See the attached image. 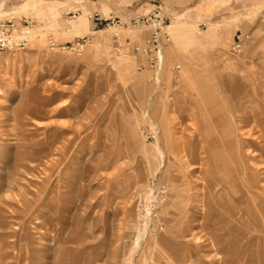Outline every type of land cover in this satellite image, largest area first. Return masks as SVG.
<instances>
[{
	"label": "rangeland",
	"instance_id": "1",
	"mask_svg": "<svg viewBox=\"0 0 264 264\" xmlns=\"http://www.w3.org/2000/svg\"><path fill=\"white\" fill-rule=\"evenodd\" d=\"M1 19L31 28L0 53V264H264V0H0Z\"/></svg>",
	"mask_w": 264,
	"mask_h": 264
},
{
	"label": "built area",
	"instance_id": "2",
	"mask_svg": "<svg viewBox=\"0 0 264 264\" xmlns=\"http://www.w3.org/2000/svg\"><path fill=\"white\" fill-rule=\"evenodd\" d=\"M31 23L25 19H1L0 20V53H8L21 50L27 40L28 31ZM156 48V32L151 28L147 39H145L138 49L139 53L144 54ZM134 50V49H133ZM152 53V54H153Z\"/></svg>",
	"mask_w": 264,
	"mask_h": 264
},
{
	"label": "bare ground",
	"instance_id": "3",
	"mask_svg": "<svg viewBox=\"0 0 264 264\" xmlns=\"http://www.w3.org/2000/svg\"><path fill=\"white\" fill-rule=\"evenodd\" d=\"M27 36H28V35H27ZM169 140H170V139H169ZM216 140H217V139H216ZM171 141H172V139H171ZM217 142H218V140H217ZM168 143H169V141H168ZM189 143H190V142H189ZM191 143H192V142H191ZM218 143H219V142H218ZM185 144H186V143H185ZM227 144H228V143H227ZM171 145H172V142H171ZM177 145H178V144H177ZM190 145H191V144H190ZM172 146H173V145H172ZM193 146H194V145H193ZM196 146H197V145H196ZM219 146H220V145H219ZM188 147H190V146H188ZM188 147H187V148H188ZM174 148H175V147H174ZM191 148H192V149H190V151L193 150V147H191ZM182 149H183V148H182ZM182 149H180V150H181V153H182V151L184 150V149H183V150H182ZM196 149H197V148H196ZM198 149L200 150L201 148H198ZM229 149H230V148H229ZM171 150H172V149H171ZM173 150H174V149H173ZM177 150H178V149H177ZM177 150H176V151H177ZM188 150H189V149L186 150L187 153H190V152H188ZM174 151H175V150H174ZM184 151H185V150H184ZM184 151H183V152H184ZM193 151H194V150H193ZM221 151H222V150H221ZM204 152H205V151H204ZM174 153H175V152H174ZM179 153H180V152H179ZM181 153H180V154H181ZM185 153H186V152H185ZM230 153H231V151H230ZM183 154H184V153H183ZM194 154H195V153H194ZM199 154H200V153H199ZM218 154H219V153H218ZM227 154H229V151H228ZM245 154H246V153H245ZM204 155H205V153H204ZM221 155H222V154H221ZM225 155H226V154H224V156H225ZM180 156H182V155H180ZM180 156H179V157H180ZM184 156H185V155H184ZM186 156H187V155H186ZM190 156H191V155H190ZM194 156H195V155H193V156H191V157L193 158ZM198 156H199V155H198ZM201 156H202V153H201ZM207 156H208V155H207ZM207 156H206V157H207ZM210 156H211V155H210ZM208 157H209V156H208ZM216 157H217V156H216ZM221 157H222V156H221ZM229 157H230V155H229ZM166 158H167V157H166ZM184 158H185V157H184ZM194 158H195V157H194ZM218 158H219V155H218ZM225 158H226V156H225ZM201 159H203V158H201ZM213 159H214V158H213ZM242 159H243V158H242ZM181 160H182V159H181ZM193 160H194V159H193ZM197 160H199V159H197ZM203 160H204V159H203ZM206 160H207V162H209L208 159H206ZM219 160H220V159H219ZM219 160H218V161H219ZM224 160H225V159H223V161H224ZM240 160H241V158H240ZM185 161H186V160H185ZM210 161H211V160H210ZM220 161H221V160H220ZM243 161H244V160H243ZM214 162H215V161H214ZM217 163L219 164V162H217ZM181 164H183V163H181ZM191 164H192V162H191ZM193 164H194V163H193ZM207 164H208V163H207ZM177 165H178V164H177ZM184 165H185V164H184ZM197 165H198V164H197ZM244 165H245V164H244ZM194 166H196V165H194ZM202 166H203V163H202ZM204 166H205V165H204ZM209 166H210V165H209ZM220 166H221V165H220ZM248 166H249V165H248ZM179 167H180V166H179ZM197 167H199V166H197ZM211 167H214V166H211ZM240 167H242V166L240 165ZM188 168H189V167H188ZM209 168H210V167H209ZM248 168H249V167H248ZM190 169H191V168H190ZM218 169H219V167H218ZM180 170H182V168H181ZM211 170H212V168H211ZM211 170H210V173L212 172ZM213 170H216V168H214ZM227 170H228V169H227ZM231 170H232V169H231ZM240 170H241V169H240ZM182 171L185 172L184 170H182ZM191 171H192V170H191ZM202 171H204V170L202 169ZM202 171H201V172H202ZM205 171H206V170H205ZM207 171H208V170H207ZM216 171H217V170H216ZM218 171H219V170H218ZM244 171H245V170H244ZM227 173H228V172H227ZM247 173H248V172H247ZM247 173H246V176H247ZM240 174H241V171H240ZM228 175H231L230 172H229ZM234 175H235V174H234ZM238 175H239V174H238ZM244 175H245V174H244ZM208 176H209V175H208ZM210 176H211V175H210ZM215 176H216V174H215ZM235 176H236V175H235ZM235 176H234V177H235ZM239 176H240V175H239ZM239 176H238V177H239ZM241 176H242V175H241ZM212 177H213V176H212ZM231 177H232V176H231ZM238 177H237V178H238ZM178 178H179V177H178ZM185 178H186V177H185ZM207 178H209V177H207ZM224 178H225V175H224ZM241 178H242V177H241ZM246 178H247V177H246ZM209 179H210V178H209ZM225 179L231 180V178H228V177L225 178ZM225 179H224V180L222 179V181H219V184H220L221 187L223 188L224 192H227V187H226L227 184H226ZM239 179H240V178H239ZM248 179H249V178H248ZM220 180H221V179H220ZM249 180L251 181V179H249ZM185 181H186V180H185ZM203 181H204V180H203ZM210 181H211V179H210ZM212 181L216 182L214 179H213ZM212 181H211V182H212ZM238 181H239V180H238ZM240 181H241V179H240ZM246 181H247V180H246ZM246 181H245V182H246ZM248 182H249V181H248ZM251 182H252V181H251ZM216 183H217V182H216ZM238 183H239V182H238ZM186 184H187V183H186ZM204 184H205V183H204ZM251 184H252V183H251ZM188 185H189V183H188ZM191 185H195V184H191ZM198 185H199V184H198ZM244 185H245V184H244ZM196 186H197V185H196ZM196 186H195V187H196ZM199 186H201V185H199ZM216 186H218V185H216ZM188 187H189V186H188ZM245 187H246V186H245ZM257 187H258V186H257ZM192 188H194V187H192ZM216 188H217V187H216ZM222 188H221V189H222ZM246 188H247V187H246ZM248 188H249V187H248ZM250 188H253V189H254L253 186H252V187L250 186ZM219 189H220V186H219ZM219 189H218V190H219ZM253 189H252V192H253ZM260 189H262V187H261ZM190 190L192 191L193 189H190ZM190 190L188 189V191H190ZM199 190H200V189H199ZM199 190H198V192H199ZM218 190L216 191V193L221 191V190H220V191H218ZM229 190H230V188H229ZM191 191H190V192H191ZM193 191H194V190H193ZM193 191H192V192H193ZM195 191H196V190H195ZM231 191H232V190H231ZM248 191H249V190H248ZM254 191L257 192L258 195H259L260 197H262L263 200H264V192H262V191L259 190V189H258V190H254ZM210 192H211V191H210ZM188 193H189V192H188ZM199 193H200V192H199ZM194 194H195V193H194ZM194 194H193V195H194ZM200 194H202V193H200ZM218 194H219V193H218ZM233 194H234V193H233ZM210 195H211V193H210ZM215 196H216V195H215ZM259 196H258V198H260ZM187 197H188V196H187ZM187 197H186V198H187ZM191 197H192V195H191ZM194 197H195V196H194ZM203 197H207V196H203ZM211 197H212V196H211ZM189 198H190V197H189ZM195 199H196V198H195ZM192 200H194V198H192ZM206 200H207V199H206ZM260 200H262V199H260ZM197 203H198V202H197ZM243 217H244V216H243ZM252 223H253V222H252ZM235 226H236V225H235ZM260 226H261V225H260ZM253 229H254L255 232H258V233L263 232L262 234H263V237H264V225H263L262 227H259V226L257 225V223H255ZM256 235H258V234L256 233ZM258 236H259V235H258ZM257 238H258V237H256V239H257ZM258 239H259V238H258ZM251 240H253V238H252ZM251 240H248L249 242H246V244L244 243V244H245L244 247H245V248H248V250H249L250 245L252 244V241H251ZM260 240H261V238H260ZM260 240H258V241H260ZM261 241H262V240H261ZM253 243H254V242H253ZM259 243H260V242H259ZM262 243H263V245H264V242H261V244H262ZM261 244H260V245H261ZM256 245H258V244H256ZM253 246H255V245H253ZM253 246H252V247H253ZM244 247H243V248H244ZM253 249H254V248H253ZM253 249H251V247H250V254H251V255H250V259H249L250 262H252V258H253V256H255V255H253V254L251 253V250H253ZM257 249H258V248H257ZM254 251H255V250H254ZM248 252H249V251H248ZM248 252H247V253H248ZM240 253H241V252H240ZM253 253H254V252H253ZM256 254H257V258L259 257V259L263 260V255H262L261 253H259V251H258ZM180 259H181V258H180ZM259 259H258V260H259Z\"/></svg>",
	"mask_w": 264,
	"mask_h": 264
}]
</instances>
